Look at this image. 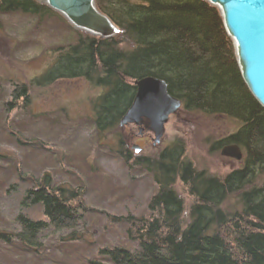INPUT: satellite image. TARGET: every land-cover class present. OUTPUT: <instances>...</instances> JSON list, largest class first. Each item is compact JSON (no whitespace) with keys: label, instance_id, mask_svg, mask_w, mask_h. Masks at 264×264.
Wrapping results in <instances>:
<instances>
[{"label":"trees","instance_id":"obj_1","mask_svg":"<svg viewBox=\"0 0 264 264\" xmlns=\"http://www.w3.org/2000/svg\"><path fill=\"white\" fill-rule=\"evenodd\" d=\"M120 32L110 39L78 33L74 42L56 48L53 65L32 78V86L81 79L101 88L91 101L97 133L116 129L136 94L135 80H165L183 109L230 116L240 127L218 144H237L242 167L216 177L198 169L186 156L183 140L162 151L133 155L118 145L128 167L149 172L158 191L149 212L129 219L126 235L136 248L107 245L88 264H264V109L252 97L236 65L233 44L220 14L205 0H96ZM0 12L31 17L52 13L36 0H0ZM28 86L15 94L27 96ZM17 175L6 191L18 188L22 209L39 205L45 220L23 211L15 216V233L0 231V241L31 248L47 227L79 225L85 211L81 189H66L46 174L23 183ZM187 188L189 205L174 190ZM235 196L239 207H225Z\"/></svg>","mask_w":264,"mask_h":264},{"label":"rangeland","instance_id":"obj_2","mask_svg":"<svg viewBox=\"0 0 264 264\" xmlns=\"http://www.w3.org/2000/svg\"><path fill=\"white\" fill-rule=\"evenodd\" d=\"M78 33L54 10L38 17L0 12V231L15 233L14 218L21 211L45 220L41 206L20 207V185L6 191L17 175L24 176L22 184L47 174L55 185L81 189L85 209L79 225L47 227L30 249L0 241V264H88L103 246L136 248L126 235L129 219L148 214L158 185L145 169L123 164L119 144L143 156L180 139L195 167L209 174L221 177L242 167V151L239 160L226 157L221 154L226 144L217 143L240 127L230 116L181 107L168 117L159 140L145 122L101 134L93 126L91 105L101 88L75 78L32 86L30 80L53 65L56 48L74 42ZM21 84L28 86L26 99L15 94ZM173 187L189 205L183 183L178 179ZM224 206L239 207L237 198Z\"/></svg>","mask_w":264,"mask_h":264},{"label":"water","instance_id":"obj_3","mask_svg":"<svg viewBox=\"0 0 264 264\" xmlns=\"http://www.w3.org/2000/svg\"><path fill=\"white\" fill-rule=\"evenodd\" d=\"M65 19L71 28L99 39H110L120 29L102 13L96 0H36ZM220 14L225 34L233 44L236 65L246 88L264 109V0H205ZM136 94L119 126L145 122L156 140L162 137L164 123L182 107V101L170 95L165 80L142 77L135 80ZM226 157L241 159L237 145L221 149Z\"/></svg>","mask_w":264,"mask_h":264},{"label":"bare ground","instance_id":"obj_4","mask_svg":"<svg viewBox=\"0 0 264 264\" xmlns=\"http://www.w3.org/2000/svg\"><path fill=\"white\" fill-rule=\"evenodd\" d=\"M231 144H233V145H237V144H234V143H231ZM231 144H230V145H231ZM237 146H238V145H237ZM238 147H239V146H238ZM239 149H240V147H239ZM240 151H241V149H240ZM112 246H113V245H112Z\"/></svg>","mask_w":264,"mask_h":264},{"label":"flooded vegetation","instance_id":"obj_5","mask_svg":"<svg viewBox=\"0 0 264 264\" xmlns=\"http://www.w3.org/2000/svg\"><path fill=\"white\" fill-rule=\"evenodd\" d=\"M182 108H183V106H182ZM142 123H144V122H142ZM145 125H146V123H145Z\"/></svg>","mask_w":264,"mask_h":264}]
</instances>
